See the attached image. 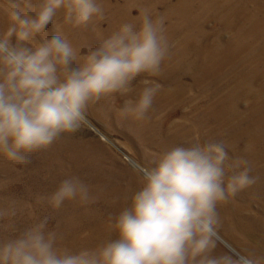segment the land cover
I'll return each instance as SVG.
<instances>
[{"label":"rangeland","instance_id":"rangeland-1","mask_svg":"<svg viewBox=\"0 0 264 264\" xmlns=\"http://www.w3.org/2000/svg\"><path fill=\"white\" fill-rule=\"evenodd\" d=\"M12 2L34 15L28 5L39 0ZM97 3L102 18L76 25L65 21L61 9L36 40L59 30L82 56L123 23L138 31L145 14L154 21L163 16L169 55L159 74L137 76L128 96L139 95L144 79L159 83L161 90L144 120L121 114L128 97H102L88 103L76 132L27 153L30 163L9 161L0 153V211L6 213L0 216V243L47 218L46 232L55 233L58 252L94 250L118 238L111 227L114 217L130 206L143 186V171L155 167L161 153L214 141L232 160L247 161L237 171L249 168L255 183L217 203L213 255L264 256V0ZM9 7L10 0H0V35L9 26ZM71 177L88 185V202L77 198L52 207L47 197Z\"/></svg>","mask_w":264,"mask_h":264},{"label":"clouds","instance_id":"clouds-1","mask_svg":"<svg viewBox=\"0 0 264 264\" xmlns=\"http://www.w3.org/2000/svg\"><path fill=\"white\" fill-rule=\"evenodd\" d=\"M28 8L34 15L10 0L9 26L0 35V153L9 161L30 163L27 153L47 148L62 133L76 132L88 103L102 97H128L121 114L136 121L146 118L161 85L144 79L138 96L128 94L140 74H159L169 55L163 16L154 21L145 14L138 31L123 23L98 47L78 56L59 30L51 38L36 37L61 9L65 21L76 25L102 18L97 0H39ZM73 62L78 66L72 67ZM241 164L247 161L232 160L225 146L214 141L172 147L160 154L155 167L143 171L142 188L114 217L111 227L118 238L94 250L60 253L55 233L46 232L45 218L0 243V264H264V256L255 252L213 255L217 203L255 183L249 168L237 171ZM77 198L87 203L89 187L71 177L47 200L59 208Z\"/></svg>","mask_w":264,"mask_h":264}]
</instances>
